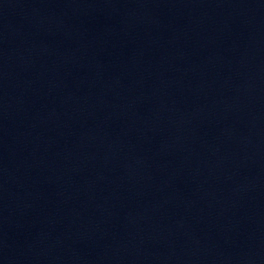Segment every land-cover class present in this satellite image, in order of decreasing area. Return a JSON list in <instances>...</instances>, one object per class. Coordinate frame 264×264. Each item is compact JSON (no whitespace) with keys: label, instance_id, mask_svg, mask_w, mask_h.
I'll use <instances>...</instances> for the list:
<instances>
[{"label":"water","instance_id":"1","mask_svg":"<svg viewBox=\"0 0 264 264\" xmlns=\"http://www.w3.org/2000/svg\"><path fill=\"white\" fill-rule=\"evenodd\" d=\"M0 193L264 264V0H0Z\"/></svg>","mask_w":264,"mask_h":264}]
</instances>
